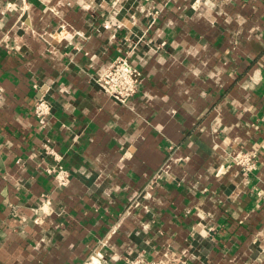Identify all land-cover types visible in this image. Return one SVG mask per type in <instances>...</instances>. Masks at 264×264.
<instances>
[{
  "label": "crops",
  "instance_id": "crops-1",
  "mask_svg": "<svg viewBox=\"0 0 264 264\" xmlns=\"http://www.w3.org/2000/svg\"><path fill=\"white\" fill-rule=\"evenodd\" d=\"M139 1L0 0V264H264V0Z\"/></svg>",
  "mask_w": 264,
  "mask_h": 264
},
{
  "label": "built area",
  "instance_id": "built-area-1",
  "mask_svg": "<svg viewBox=\"0 0 264 264\" xmlns=\"http://www.w3.org/2000/svg\"><path fill=\"white\" fill-rule=\"evenodd\" d=\"M120 0H114L113 6L119 3ZM138 2H140L138 0ZM106 24H111L109 19H106L102 26L107 28ZM114 27H120L119 25H113ZM142 82V75L140 71L135 69L124 57H118L112 61L102 72V74L95 79L96 85L99 89L113 101L124 104L131 98L137 91L138 86ZM50 112L49 104L40 99L34 104L33 115L37 120L40 127L46 125V119ZM51 150L49 153L51 154ZM234 162L244 171L250 172L255 168V160L247 153H240L234 157ZM59 185L64 186L68 181V174L61 167L53 169L51 171ZM44 203H47V199L43 197ZM264 202V192L261 196ZM185 256L182 252L176 253L166 250L162 253V256L157 259L146 261L141 256L128 259L125 264H186ZM82 264H111L107 258L99 251L93 250L91 254Z\"/></svg>",
  "mask_w": 264,
  "mask_h": 264
}]
</instances>
